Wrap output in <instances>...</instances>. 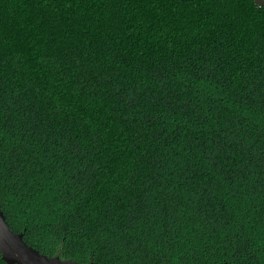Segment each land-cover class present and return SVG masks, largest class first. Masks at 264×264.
Masks as SVG:
<instances>
[{
    "label": "trees",
    "instance_id": "trees-1",
    "mask_svg": "<svg viewBox=\"0 0 264 264\" xmlns=\"http://www.w3.org/2000/svg\"><path fill=\"white\" fill-rule=\"evenodd\" d=\"M0 208L65 261L264 264V7L0 0Z\"/></svg>",
    "mask_w": 264,
    "mask_h": 264
},
{
    "label": "water",
    "instance_id": "water-1",
    "mask_svg": "<svg viewBox=\"0 0 264 264\" xmlns=\"http://www.w3.org/2000/svg\"><path fill=\"white\" fill-rule=\"evenodd\" d=\"M194 1V0H179ZM264 7V0H251ZM0 254L7 264H81L75 261H65L59 257H49L28 245L24 233H17L10 228L4 212L0 208ZM88 264H94L93 262Z\"/></svg>",
    "mask_w": 264,
    "mask_h": 264
}]
</instances>
